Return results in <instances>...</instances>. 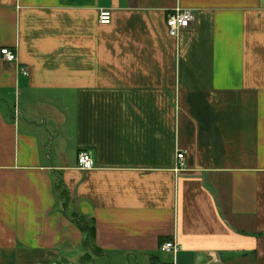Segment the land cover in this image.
<instances>
[{
	"label": "crops",
	"instance_id": "1",
	"mask_svg": "<svg viewBox=\"0 0 264 264\" xmlns=\"http://www.w3.org/2000/svg\"><path fill=\"white\" fill-rule=\"evenodd\" d=\"M2 49L0 264H264V0H0Z\"/></svg>",
	"mask_w": 264,
	"mask_h": 264
},
{
	"label": "built area",
	"instance_id": "2",
	"mask_svg": "<svg viewBox=\"0 0 264 264\" xmlns=\"http://www.w3.org/2000/svg\"><path fill=\"white\" fill-rule=\"evenodd\" d=\"M195 20V15L189 9H174L166 14V27L168 34L172 38H177L179 33L188 28ZM98 21L101 25H108L111 22V13L108 10H101ZM2 58L5 61L13 62L16 60V54L8 49L0 51ZM25 75L26 72H23ZM185 152H179L176 156L178 166L183 167ZM94 163L91 154L88 152H80L77 156V168L81 171H89L93 169ZM178 246L173 242H168L160 247V251L170 253L173 256L178 252Z\"/></svg>",
	"mask_w": 264,
	"mask_h": 264
},
{
	"label": "trees",
	"instance_id": "3",
	"mask_svg": "<svg viewBox=\"0 0 264 264\" xmlns=\"http://www.w3.org/2000/svg\"><path fill=\"white\" fill-rule=\"evenodd\" d=\"M58 186H61L59 183ZM74 222L78 223L79 228L84 232L85 238V247L92 251L95 255H98L95 243H94V227L90 222H85L82 217H78L77 219L73 220ZM165 240L160 239L159 244L162 245ZM156 264V263H153Z\"/></svg>",
	"mask_w": 264,
	"mask_h": 264
},
{
	"label": "water",
	"instance_id": "4",
	"mask_svg": "<svg viewBox=\"0 0 264 264\" xmlns=\"http://www.w3.org/2000/svg\"><path fill=\"white\" fill-rule=\"evenodd\" d=\"M247 255L244 252H223L220 254V260L222 263L228 262L233 258H240ZM212 262V258L206 256L205 254H198L197 256V264H210Z\"/></svg>",
	"mask_w": 264,
	"mask_h": 264
},
{
	"label": "rangeland",
	"instance_id": "5",
	"mask_svg": "<svg viewBox=\"0 0 264 264\" xmlns=\"http://www.w3.org/2000/svg\"><path fill=\"white\" fill-rule=\"evenodd\" d=\"M169 261V260H168Z\"/></svg>",
	"mask_w": 264,
	"mask_h": 264
}]
</instances>
